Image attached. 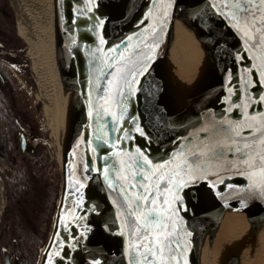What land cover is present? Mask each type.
<instances>
[{
  "label": "water",
  "instance_id": "obj_1",
  "mask_svg": "<svg viewBox=\"0 0 264 264\" xmlns=\"http://www.w3.org/2000/svg\"><path fill=\"white\" fill-rule=\"evenodd\" d=\"M48 1L67 99L39 264H201L205 222L264 197V0H196L210 45L177 95L167 36L186 0ZM19 145L40 146L22 126ZM241 239L235 222L218 264Z\"/></svg>",
  "mask_w": 264,
  "mask_h": 264
},
{
  "label": "bare ground",
  "instance_id": "obj_2",
  "mask_svg": "<svg viewBox=\"0 0 264 264\" xmlns=\"http://www.w3.org/2000/svg\"><path fill=\"white\" fill-rule=\"evenodd\" d=\"M196 3V0H186L176 11L167 36L172 47L168 68L175 95L193 83L199 58L210 45ZM15 9L19 34L27 45L31 68L37 76L38 97L55 137L60 164L59 126L65 118L67 88L63 83V55L53 31L49 1L15 0ZM4 203L5 191L0 181V210ZM235 222L242 227L241 248L235 264H264V197L250 201L231 197L224 202L214 221L205 222L201 236V264H218L224 234Z\"/></svg>",
  "mask_w": 264,
  "mask_h": 264
},
{
  "label": "trees",
  "instance_id": "obj_3",
  "mask_svg": "<svg viewBox=\"0 0 264 264\" xmlns=\"http://www.w3.org/2000/svg\"><path fill=\"white\" fill-rule=\"evenodd\" d=\"M12 24L11 30L16 34L15 23ZM18 37L20 42L22 40L21 48L26 51L28 49L26 43ZM28 65L29 61L24 57L21 67L27 69ZM7 74L14 87L15 110L13 111L9 99L0 92V175L7 184L9 195L12 196L14 192L16 198L20 200V219L16 215L12 221V228L16 230L25 228V231L7 235L4 239L5 243L7 240H18L22 247L25 246L27 251L34 254V261H37L52 227L60 177L45 147L40 146L35 157L28 156L23 160L19 156L17 141L14 138L16 129L14 117H19L22 126L32 138H40L41 134L37 117L31 111L30 100L22 92L17 81L12 79V73L7 71ZM14 157L17 158L15 162Z\"/></svg>",
  "mask_w": 264,
  "mask_h": 264
},
{
  "label": "flooded vegetation",
  "instance_id": "obj_4",
  "mask_svg": "<svg viewBox=\"0 0 264 264\" xmlns=\"http://www.w3.org/2000/svg\"><path fill=\"white\" fill-rule=\"evenodd\" d=\"M13 9L14 8L11 0H0V43L6 48L5 51L0 50V70L4 75V77L7 79V81L9 82V84L11 85L12 93L14 97V87L9 80L7 71H10L12 73V79L16 80L15 75L11 70V67L17 70L18 72H20L23 69L21 67V61L26 56L24 55L25 50H23L20 46L22 40L20 42V40L17 39V37L20 36V34L17 28V24H16L17 19L15 17V13ZM12 23H15L16 34H14L11 30L13 25ZM0 92L9 99L12 105V109L14 111L15 100L14 101L10 100L8 93L6 92L5 88L2 86L1 82H0ZM14 121L16 123L14 138L17 141L16 148L18 149L19 156L22 157L23 160H25L26 157L28 156L35 157V155L39 152L40 146L34 155H31L30 153L23 154L20 150V145H19V127L22 126V123L20 122L19 117H14ZM30 138L34 140V138H32L31 136ZM16 160L17 158L14 157V162ZM1 166L3 167V165ZM0 178L6 187V191H5L6 198L4 204L5 206L0 215V227H1L0 235L3 236L2 238L0 237V264H39L40 256L43 250L40 251V255L37 261L36 260L34 261V254L32 255L31 251H27L25 246L22 247L19 244L18 240H11V241L7 240V243H5L4 238L7 235L10 234L16 235L17 234L16 232L25 231V228L19 230L12 228L13 226L12 221H14L16 215L19 216L20 200L18 199V197L16 198L14 192L12 196L9 195L7 184L5 183L1 175ZM21 224L24 225V223ZM6 257H8V263H6Z\"/></svg>",
  "mask_w": 264,
  "mask_h": 264
},
{
  "label": "rangeland",
  "instance_id": "obj_5",
  "mask_svg": "<svg viewBox=\"0 0 264 264\" xmlns=\"http://www.w3.org/2000/svg\"><path fill=\"white\" fill-rule=\"evenodd\" d=\"M13 10L15 13V17L17 19L15 4H14ZM16 24H17V28H19L18 19L16 21ZM11 70L13 71L18 84L21 86L22 92L30 100L32 113L36 115L37 117V122L39 125L41 137L34 138L33 143L39 144L40 146H43L46 148L51 160L55 163L57 167V174H59V177H60V168H59V163L57 160V147L55 144V137L54 135H52L51 127L46 122L43 104L40 102V99L38 97L39 92H38V85H37V76L35 75V73L33 72L31 68L30 60H29V65L27 69H22L20 72H18L17 70L11 67ZM2 211L3 209L0 211V215ZM0 230H1V227H0Z\"/></svg>",
  "mask_w": 264,
  "mask_h": 264
}]
</instances>
